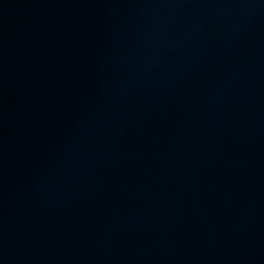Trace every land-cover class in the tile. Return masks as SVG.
Returning a JSON list of instances; mask_svg holds the SVG:
<instances>
[{
    "label": "water",
    "instance_id": "water-1",
    "mask_svg": "<svg viewBox=\"0 0 264 264\" xmlns=\"http://www.w3.org/2000/svg\"><path fill=\"white\" fill-rule=\"evenodd\" d=\"M0 264H264V0H92L2 196Z\"/></svg>",
    "mask_w": 264,
    "mask_h": 264
}]
</instances>
